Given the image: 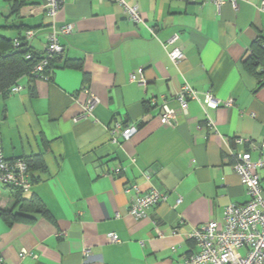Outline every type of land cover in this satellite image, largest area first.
I'll use <instances>...</instances> for the list:
<instances>
[{
  "label": "crops",
  "instance_id": "obj_1",
  "mask_svg": "<svg viewBox=\"0 0 264 264\" xmlns=\"http://www.w3.org/2000/svg\"><path fill=\"white\" fill-rule=\"evenodd\" d=\"M260 1L240 0L234 8L129 0L143 22L110 0L63 1L55 24L74 29L59 38L63 52L50 78L23 75L18 91L0 94L5 157L36 164L29 191L0 184V264H180L198 250L191 230L221 221L228 204L248 198L230 152L264 154V76L258 73L264 66L246 64L253 42L264 41ZM31 2L12 15L0 0V35L15 39L32 28L30 46L41 51L50 21L44 0ZM173 34L185 55L177 63L166 52L174 44L164 46ZM138 69L145 84L129 79ZM185 82L232 105L203 107L189 99L183 111L175 97ZM89 93L98 99L92 117L75 120ZM164 100L175 109L172 124L160 120ZM116 121L137 131L127 139L112 135ZM105 166L121 171L107 174ZM259 172L264 185V169ZM127 183L165 198L135 218ZM32 197L42 211L21 208ZM22 249L27 254L19 257Z\"/></svg>",
  "mask_w": 264,
  "mask_h": 264
},
{
  "label": "built area",
  "instance_id": "obj_2",
  "mask_svg": "<svg viewBox=\"0 0 264 264\" xmlns=\"http://www.w3.org/2000/svg\"><path fill=\"white\" fill-rule=\"evenodd\" d=\"M64 0H44L42 7L49 18V30L46 33V41L43 44L42 55L35 64L32 71L38 75L48 65L49 60L56 54L63 52V46L59 41L64 36L73 31L72 23H65L57 26L55 24L59 9ZM99 2L105 0H98ZM119 4L129 19L134 22H143L140 15L139 7L136 3H130L129 0H110ZM204 3H213L217 7L225 2H229L234 8H237L240 0H190ZM259 9L264 11V0L260 1ZM35 35V30L29 29L25 32V39L30 40ZM178 34L171 35L164 46L173 45L167 50V55L172 62L177 63L184 58V52L181 46L175 45ZM17 45L19 42L14 40ZM43 78V77H42ZM45 79H49L45 77ZM129 79L145 84L143 72L141 69L130 73ZM19 84L11 87L10 91H18ZM176 101L179 107L186 111L189 99L196 100L203 107H218L220 104L225 106L232 105V99L221 101L215 97L210 91L200 93L188 83H183L176 94ZM155 99H152L154 101ZM98 99L89 93L87 102L83 105V110L78 118L92 117V109ZM153 103V102H152ZM175 109L164 100L160 105L159 117L163 123L172 124L175 122ZM2 117L0 114V184L12 187L21 191H29L33 185L32 172L30 164L24 157L7 158L3 152L2 133H1ZM209 128H214V123L209 117L207 122ZM137 131L135 125H127L122 127L119 121L109 129L112 135L121 136L127 139ZM238 143L246 142L250 148L257 145L250 139L245 137H236ZM264 146V141L261 143ZM232 157V169L239 176L240 182L245 189L248 198L243 203H230L223 210L221 221L209 220L202 226L195 227L191 230L189 236L193 238L198 246L196 252L182 256L180 264H264V185L260 170L264 169V154L253 159L250 150L242 152H230ZM107 174L119 173L121 166L110 168L104 167ZM147 177L148 173H144ZM125 191H134L128 212L135 218H143L149 215L159 201L165 198V194L155 188H151L145 193H141L136 183H127ZM181 201V197L177 198V203ZM157 232L158 228L155 227ZM111 241H119L116 234H109ZM88 250H85V254ZM27 254L26 249L19 252V257Z\"/></svg>",
  "mask_w": 264,
  "mask_h": 264
},
{
  "label": "trees",
  "instance_id": "obj_3",
  "mask_svg": "<svg viewBox=\"0 0 264 264\" xmlns=\"http://www.w3.org/2000/svg\"><path fill=\"white\" fill-rule=\"evenodd\" d=\"M6 2L8 3L9 12L12 15L19 14L23 7L34 4L31 0H6ZM29 29L32 28L25 29V32ZM25 32L23 35H19L15 38L19 42L17 45L15 44V39L0 35V94H9L11 87L17 84L19 78L23 75L36 78H50V71L55 67L57 59L61 57V53L54 55V57L49 60L45 69L42 72H39L38 75L35 74L32 69L38 62L43 51H35L30 46V40L25 39ZM246 64L248 67H252L251 65L264 66V41L262 39L257 38L253 42L250 54L246 59ZM258 73L259 76H264V71H258ZM263 82L264 81L262 80L260 81V83ZM24 158L29 162L30 170L32 172V169L36 166L35 161L29 157ZM20 191L21 190L18 192ZM21 206L23 210H43L42 204L35 197H32Z\"/></svg>",
  "mask_w": 264,
  "mask_h": 264
}]
</instances>
